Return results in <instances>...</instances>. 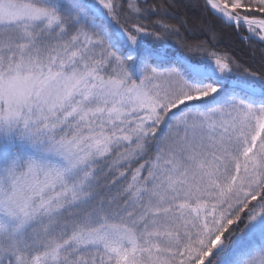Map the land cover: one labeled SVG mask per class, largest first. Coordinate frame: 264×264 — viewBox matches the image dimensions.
I'll return each mask as SVG.
<instances>
[{
    "label": "snow or ice",
    "instance_id": "snow-or-ice-1",
    "mask_svg": "<svg viewBox=\"0 0 264 264\" xmlns=\"http://www.w3.org/2000/svg\"><path fill=\"white\" fill-rule=\"evenodd\" d=\"M178 7L0 0V264H264V72ZM198 7L264 43V0Z\"/></svg>",
    "mask_w": 264,
    "mask_h": 264
},
{
    "label": "trees",
    "instance_id": "trees-1",
    "mask_svg": "<svg viewBox=\"0 0 264 264\" xmlns=\"http://www.w3.org/2000/svg\"><path fill=\"white\" fill-rule=\"evenodd\" d=\"M176 3L180 6L177 12L181 17H187L192 21L197 18L205 23L215 24L217 31L220 34L217 42L213 47L218 53L225 54L235 61L239 68L237 74L233 76V79H243L244 70L255 72H264V45L257 41H243L240 37L227 26L222 25L219 21L213 20L207 13L203 12L199 5L203 4V0H176ZM189 5V7H185ZM198 24L190 23L187 31L182 29V35L191 43H199L205 39L204 33H194L193 30ZM150 42V38H149ZM174 43L173 41H171ZM242 227V225H241ZM242 232H238L236 235H241Z\"/></svg>",
    "mask_w": 264,
    "mask_h": 264
},
{
    "label": "rangeland",
    "instance_id": "rangeland-1",
    "mask_svg": "<svg viewBox=\"0 0 264 264\" xmlns=\"http://www.w3.org/2000/svg\"><path fill=\"white\" fill-rule=\"evenodd\" d=\"M193 32L194 33H200L201 31L199 29V26L195 27V29L193 30ZM255 41L259 42L258 40H255ZM259 43H261V44L264 45V43H262V42H259ZM239 236L243 237V233L241 235H239Z\"/></svg>",
    "mask_w": 264,
    "mask_h": 264
}]
</instances>
